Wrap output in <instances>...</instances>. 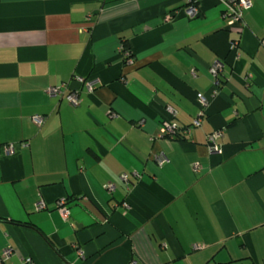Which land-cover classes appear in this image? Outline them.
Returning a JSON list of instances; mask_svg holds the SVG:
<instances>
[{
    "label": "crops",
    "instance_id": "crops-1",
    "mask_svg": "<svg viewBox=\"0 0 264 264\" xmlns=\"http://www.w3.org/2000/svg\"><path fill=\"white\" fill-rule=\"evenodd\" d=\"M196 2L0 0V264H264V0Z\"/></svg>",
    "mask_w": 264,
    "mask_h": 264
},
{
    "label": "built area",
    "instance_id": "built-area-1",
    "mask_svg": "<svg viewBox=\"0 0 264 264\" xmlns=\"http://www.w3.org/2000/svg\"><path fill=\"white\" fill-rule=\"evenodd\" d=\"M184 2L186 3V6H185L186 13L190 17L193 18L199 15L200 10H199L196 0H184ZM223 3H224V17L228 20L230 24H235L243 19L244 13L253 6L254 0H223ZM231 43H232L233 48H236L238 45V41H235V40H232ZM125 54L126 56L129 55L128 50H125ZM222 67H223V64L219 60L215 61L210 66L211 80L215 88L221 85L220 73L222 71ZM79 80L84 83L85 88L89 92L94 91V89L97 87L98 83L100 82L99 78L91 79V80H84V81L82 78H79ZM67 89H70L68 86V83H62L59 86L50 87L49 93L51 95H58V96L64 95L70 104L77 105L80 102L79 90L72 89L71 91H67ZM212 93H215V91H213ZM211 96L212 94L207 96L202 92L197 93V99H198V103L200 106L199 116L204 115L203 109L208 105ZM168 111L170 112V114L175 115V111L172 108L169 107ZM33 120L38 126H42L45 118L43 115L37 114L33 116ZM200 121H201V117H198L197 119H195L194 125L200 124ZM176 127H178L176 123L169 121V120H164L162 122L161 132L164 135L171 136V135H174L176 131ZM222 136H223V129H217L208 135L209 145L213 151L221 150L220 145H221ZM11 148H12V145H10V149ZM167 161L168 159L163 157V155L159 156L160 164H163ZM65 201H66L65 198L60 199L59 210L62 216L65 219H67L69 217L70 212H69V209L65 205ZM45 207H46V202L43 199L39 200L35 204L36 210H41V209H44ZM12 251L13 249L11 247L6 248L4 250L2 259L9 257L12 254ZM2 259L0 260V263ZM26 263L32 264L33 263L32 258L27 257ZM131 264H137V262L134 261Z\"/></svg>",
    "mask_w": 264,
    "mask_h": 264
},
{
    "label": "trees",
    "instance_id": "trees-1",
    "mask_svg": "<svg viewBox=\"0 0 264 264\" xmlns=\"http://www.w3.org/2000/svg\"><path fill=\"white\" fill-rule=\"evenodd\" d=\"M197 103H198V99H197ZM198 107L200 109L199 103H198ZM207 107V106H206ZM206 107L203 109L204 113H205V109ZM200 111V110H199ZM170 116H173L172 114H170ZM175 116V115H174ZM165 120H169L171 121V119H165ZM178 125V127H176V131L174 133V135H165V136H169L171 138L174 139H178V140H188V136L187 135H191L193 132L192 126L191 125H181L179 123H176ZM188 130V131H187ZM190 130V131H189ZM65 198V197H64ZM66 199V198H65ZM67 202V199H66Z\"/></svg>",
    "mask_w": 264,
    "mask_h": 264
},
{
    "label": "rangeland",
    "instance_id": "rangeland-1",
    "mask_svg": "<svg viewBox=\"0 0 264 264\" xmlns=\"http://www.w3.org/2000/svg\"><path fill=\"white\" fill-rule=\"evenodd\" d=\"M220 75H221V73H220Z\"/></svg>",
    "mask_w": 264,
    "mask_h": 264
}]
</instances>
